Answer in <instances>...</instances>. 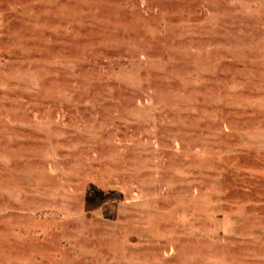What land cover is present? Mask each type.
I'll use <instances>...</instances> for the list:
<instances>
[{"label": "rangeland", "instance_id": "obj_1", "mask_svg": "<svg viewBox=\"0 0 264 264\" xmlns=\"http://www.w3.org/2000/svg\"><path fill=\"white\" fill-rule=\"evenodd\" d=\"M0 264H264V0H0Z\"/></svg>", "mask_w": 264, "mask_h": 264}, {"label": "trees", "instance_id": "obj_2", "mask_svg": "<svg viewBox=\"0 0 264 264\" xmlns=\"http://www.w3.org/2000/svg\"><path fill=\"white\" fill-rule=\"evenodd\" d=\"M109 195H106L103 191L92 189L86 195V205L88 208H94L102 205L108 199Z\"/></svg>", "mask_w": 264, "mask_h": 264}]
</instances>
